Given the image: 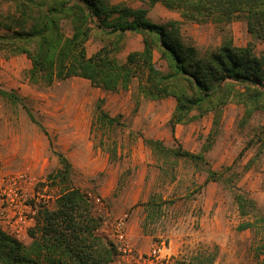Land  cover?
<instances>
[{"label":"rangeland","instance_id":"obj_1","mask_svg":"<svg viewBox=\"0 0 264 264\" xmlns=\"http://www.w3.org/2000/svg\"><path fill=\"white\" fill-rule=\"evenodd\" d=\"M110 1L137 7L143 0ZM13 11L11 0H0L1 17ZM148 18L158 24L180 21L183 40L200 54L217 48L224 40L237 47L252 41L255 53L264 54V39H253L243 16L230 23H196L157 3ZM61 25L69 35V25ZM100 46L99 40L90 38L87 54ZM141 48V36L127 33L118 56L123 59L129 51ZM154 62L164 69L157 53ZM30 66L25 54L0 51V88L19 96L15 103L0 97V173L4 179L25 176L21 184L25 204L35 211L40 203L52 206L57 190L41 183L47 173L59 167L53 151H61L73 166V183L102 199V206L91 200L93 212L101 220L100 229H106L123 213L128 214L127 226L136 216L138 223L133 228L126 226L128 240L142 253L161 246L156 264H184L196 253L209 252L216 253L213 264L256 263L253 247L258 236L253 230L237 229L244 218L238 214L233 194L243 191L264 209V111H256L243 121L244 107L232 102L224 106L216 126L212 124L213 114L208 113L171 131L168 119L174 98L145 99L138 93L136 79L126 90L116 92H105L79 77L45 85L29 80ZM101 98L111 116L120 115V125L103 129L92 124L95 104ZM211 132L213 136L208 139ZM144 138L202 153L203 159L180 157L170 169L156 159ZM113 148L115 160L110 161ZM208 169L216 172L218 180L205 182ZM151 195H160L167 202L143 232V204ZM100 234L106 237L104 231ZM18 240L24 244L30 241L27 234ZM115 260L114 256L110 264H117Z\"/></svg>","mask_w":264,"mask_h":264},{"label":"trees","instance_id":"obj_2","mask_svg":"<svg viewBox=\"0 0 264 264\" xmlns=\"http://www.w3.org/2000/svg\"><path fill=\"white\" fill-rule=\"evenodd\" d=\"M11 2L13 13L0 16V51L25 54L30 60L28 77L33 83L50 85L56 80L79 77L105 92H116L126 90L136 79L143 98H174L168 119L171 131L208 113L213 114L212 124L216 126L222 109L232 102L244 107L243 121L256 111H264V54L255 53L252 41L237 47L224 40L217 48L200 54L183 40L180 21L158 24L148 18L149 10L157 3L178 12L181 19L196 23H230L243 16L253 39L260 40L264 39V0H143L137 7L110 0ZM62 22L69 25V35L62 30ZM127 33L139 34L142 48L129 51L122 59L118 54ZM92 37L101 46L88 55L86 43ZM154 53L164 62V69L156 66ZM0 97L12 103L19 100L14 91L1 88ZM103 102V98L97 100L92 124L103 129L120 125V115L111 116ZM143 141L170 169L180 157L203 159L202 153L168 147L160 139ZM53 152L59 167L47 173L41 183L56 188L53 204H39L35 223L27 230L28 244L0 226V264H110L115 256L114 242L100 234L101 220L94 214L87 193L73 183L69 159L61 151ZM115 152L114 148L110 151V161L115 160ZM210 180L218 178L208 169L205 182ZM233 196L238 214L244 218L237 229H250L258 236L253 255L255 264H264V209L243 191L236 190ZM165 202L160 195H151L145 201V217L140 225L143 232L147 222L158 218ZM215 258V252L196 253L184 264H213Z\"/></svg>","mask_w":264,"mask_h":264},{"label":"built area","instance_id":"obj_3","mask_svg":"<svg viewBox=\"0 0 264 264\" xmlns=\"http://www.w3.org/2000/svg\"><path fill=\"white\" fill-rule=\"evenodd\" d=\"M22 182H25V176L22 174L4 179L0 173V226L16 239L27 234V230L33 226L36 218V211L24 203ZM87 195L94 203L102 206L103 201L100 197L91 196L90 193ZM127 220L128 214L123 213L110 222L106 229H99L100 233L104 231L106 238L114 242L115 262L156 264L160 258L161 246L152 247L146 253L136 251L126 234Z\"/></svg>","mask_w":264,"mask_h":264},{"label":"crops","instance_id":"obj_4","mask_svg":"<svg viewBox=\"0 0 264 264\" xmlns=\"http://www.w3.org/2000/svg\"><path fill=\"white\" fill-rule=\"evenodd\" d=\"M137 220H138V218H137L136 216H133V217L131 218L130 222L128 223V226H127V227H128V228H129V227H132V228H133L134 225H135L136 223H138Z\"/></svg>","mask_w":264,"mask_h":264}]
</instances>
